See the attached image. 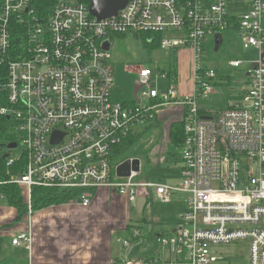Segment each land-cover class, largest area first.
<instances>
[{
	"label": "built area",
	"instance_id": "built-area-1",
	"mask_svg": "<svg viewBox=\"0 0 264 264\" xmlns=\"http://www.w3.org/2000/svg\"><path fill=\"white\" fill-rule=\"evenodd\" d=\"M15 28L21 31L15 34ZM226 32H235L243 49L258 57L251 62L240 99L204 116L198 98L214 93L211 82L218 75L201 70V64L209 48L215 49V35ZM128 35H157L160 50L168 52L192 50L193 94L181 98L176 87L158 92L152 84L155 73L142 67L138 81L146 105L141 100L133 106L115 102L112 48L108 52L104 44ZM15 36L24 43L21 48H14ZM0 50L2 62H8V80L0 86L7 106L0 114L14 120L18 147L24 144L20 156L10 154L8 166L25 162L23 172L0 185L23 191L29 215L34 213V188L69 192L83 207L101 189L131 203L145 198L146 208L152 207L149 202L170 204L182 194L189 197L180 216L183 223L156 239L168 258L127 256L106 264H214L212 245L238 241L250 244L249 264H264V0H128L106 19L93 16L90 5L67 2L41 19L30 0H0ZM242 64L237 60L230 66L240 69ZM173 105L186 110L179 186L142 180V166L130 177H118L124 162H116L117 150L137 135L139 124L155 122L158 110ZM141 235L134 230L133 241ZM31 243L26 232L12 241L17 248Z\"/></svg>",
	"mask_w": 264,
	"mask_h": 264
},
{
	"label": "rangeland",
	"instance_id": "rangeland-1",
	"mask_svg": "<svg viewBox=\"0 0 264 264\" xmlns=\"http://www.w3.org/2000/svg\"><path fill=\"white\" fill-rule=\"evenodd\" d=\"M144 41L145 38L136 35L112 39L110 57L115 81V99L128 103L134 100V84L139 80L136 67L138 69L139 67L148 68L155 73V79H153L152 84L153 88L160 93L172 87L188 91L194 86L192 53H188L189 51L185 53H179V51L168 52L160 49L150 51L146 48V42ZM211 43H213V40H211ZM186 49L188 50V48ZM257 57L258 55L255 51L243 49L241 41L235 32L224 33L223 44L220 49L215 52L214 47L211 46L205 53L201 64V70H214L218 75V78L211 82L215 90L214 93L208 98H198V107L201 112L214 114L235 104L244 93L247 72L251 62L257 59ZM237 60L243 62L240 69H234L230 66L232 61ZM174 65L178 66V82L176 84L170 78H162L161 73H169V69L174 67ZM145 91H148V88ZM142 93L143 91L140 92L139 99L142 102V106H145L146 100ZM154 125L147 122L139 124L135 129L137 135L146 134L143 138V142L146 145L145 153L140 159L142 166L141 179H147L148 177L152 181L164 184L175 182L170 180L177 177L178 169L182 165L181 150L173 148L171 142H169L167 124H161L159 127ZM23 148L24 144L21 143L20 148L18 147L16 150L10 151V154L14 157L20 156ZM134 151H136V148H132V152ZM21 196H23L22 190ZM123 199L122 203L119 202L120 200L118 201L116 196H112L109 199L108 207L111 216L124 217L127 213V221L134 228H138L142 235L137 240L139 243L134 245L135 241H133L132 236L127 230L125 231L124 228L115 230L112 242L118 255H128L130 258L139 259L144 256V253L155 249L151 236L153 227L156 232L161 230L165 233H170L171 227H177L183 223L180 217L182 214L180 212L181 209L177 207V203H173L174 199L170 204L159 202L151 204L149 202V205H152V207H147L144 210L142 209L141 200L131 203L127 202L126 199V201H123ZM23 200L25 203L24 196ZM75 206H78V204H75ZM183 206H185L184 203L181 204V207ZM76 209L79 210L78 208ZM34 213L37 216H41L40 214L38 215L40 212ZM44 213L50 215V217H69L73 214L76 216L81 212L62 209L55 214L49 211ZM103 213L104 208H101L98 215L100 216L99 220L93 222H102L104 220L102 219ZM45 220L43 222H46ZM152 220L154 225L151 223ZM74 224L68 222L61 223V220H59L54 230L50 228L53 225L51 223H45L44 229L47 235L53 234V231L56 233L71 232V228L67 230L66 227H72ZM46 239L49 243L55 241V239L53 240L49 236H46ZM122 240L132 242L134 246L131 249L124 248L119 242ZM160 251L166 252V250L162 249ZM211 252L215 256L214 264H249L250 262V244L247 241H238L229 245H212Z\"/></svg>",
	"mask_w": 264,
	"mask_h": 264
},
{
	"label": "crops",
	"instance_id": "crops-1",
	"mask_svg": "<svg viewBox=\"0 0 264 264\" xmlns=\"http://www.w3.org/2000/svg\"><path fill=\"white\" fill-rule=\"evenodd\" d=\"M179 53H192V60L194 58V54L192 50L186 48L178 50ZM172 52V51H170ZM178 70V66L174 65ZM140 68V67H139ZM137 72L138 68L136 67ZM178 73V72H177ZM168 74V73H167ZM194 82V79H193ZM196 88V84L194 82V86L191 87L190 90H181L179 89V96L181 98H185L191 96ZM113 100L118 103H123L126 105L133 106L136 102L135 98L132 102H123L121 100H117L114 97L113 92ZM204 116H208L211 114L210 112H202ZM186 114L185 108L182 106H167L157 111L156 120L153 122L154 126H161V124L168 125V138L170 140V130L173 124L182 122L184 115ZM183 168V163L178 169L177 177H174L170 181H175L171 183H167L170 185L179 186L182 179L181 169ZM180 180V181H179ZM179 181V182H177ZM166 184V183H165ZM112 196H116L118 201L122 203V199L125 198L116 194L115 192L109 189H101L95 192L91 198V204L88 207H83L78 201H72L64 205L53 206L41 211H38V215L33 213L32 215H28L24 217L21 221H18V211L9 206L5 200H0V264H106L114 259L125 258L128 255H118L114 248V244L112 242V238L115 236L114 231L118 229L124 228V230L128 231L132 236L134 230H139L138 228H134L131 223L127 221L128 214L124 217H113L111 216V212L109 210L108 204L109 199ZM119 196V197H118ZM188 196L182 194H176L174 196V202L177 203V207L181 209L180 212L185 213L188 209ZM128 201L127 198H125ZM123 199V201H126ZM142 203V209L146 208V199L139 198ZM137 200V201H138ZM136 203V202H135ZM184 203L185 206L181 207V204ZM78 204V206H75ZM108 207V208H107ZM78 208L79 210H77ZM104 208V213L102 222H93L95 220H99V212L100 209ZM72 210V212H81L76 216L71 215L69 217H54L44 213H56L60 210ZM42 213V214H41ZM46 219V220H45ZM46 222H43V221ZM61 220L65 223H75L72 227H66L67 230L71 232H63L56 233L53 231V234L47 235L44 224L51 223L53 224L50 228L54 230L56 223ZM69 220V221H68ZM152 225L153 220H152ZM152 228L151 236L152 240L155 244V249L150 250L149 252L144 253L143 257L139 259L131 260H140V259H163L168 258L167 252L161 251L159 254V247L157 245L156 239L163 235H169L176 231L177 227H171L170 233H165L164 231H153ZM29 233L31 235L32 243L30 246H24L22 248H17L12 245V241L21 233ZM46 236L51 237L55 241L48 242ZM139 241L134 242V245L138 244ZM133 245V244H132ZM133 245V246H134ZM159 251L157 252V250Z\"/></svg>",
	"mask_w": 264,
	"mask_h": 264
},
{
	"label": "trees",
	"instance_id": "trees-1",
	"mask_svg": "<svg viewBox=\"0 0 264 264\" xmlns=\"http://www.w3.org/2000/svg\"><path fill=\"white\" fill-rule=\"evenodd\" d=\"M92 0H30V8L36 14L37 17L44 19L48 18L53 8L61 2L76 3L90 5ZM21 31L19 28H15V34ZM152 38L153 43L148 44L146 42V48L150 51L159 50L160 38L157 35L144 37ZM14 48H21L23 42L20 37H14ZM2 52L0 50V86L4 85L8 80V62L1 59ZM175 67V66H174ZM178 70L176 68L169 69L170 77H178ZM7 106V95L3 90H0V110ZM204 114V113H202ZM146 134H140L131 136L124 144L117 150L116 162L122 163L130 159H141L145 153L146 145L143 142V138ZM185 124L184 122H178L172 125L170 132L171 145L175 149L182 150L185 142ZM18 133L17 126L12 118L3 116L0 114V181L8 182L13 176L23 172L25 168L24 160L20 159L13 166H8V161L3 159V156L9 154L8 146L13 143H17ZM132 148H136V151L132 152ZM148 178V177H147ZM3 199L6 203L15 208L18 211V221H21L24 217L28 216V209L24 203L23 196H21V189L13 184L0 185V200ZM74 200L73 194L57 189H44L34 188L33 190V212H38L53 206H60L72 202Z\"/></svg>",
	"mask_w": 264,
	"mask_h": 264
},
{
	"label": "water",
	"instance_id": "water-1",
	"mask_svg": "<svg viewBox=\"0 0 264 264\" xmlns=\"http://www.w3.org/2000/svg\"><path fill=\"white\" fill-rule=\"evenodd\" d=\"M128 0H92L90 3V13L97 17L98 19H106L113 16H116L119 11L125 8ZM215 39V49L217 52L221 45L223 44V36L220 33H217L214 37ZM106 51H110L112 44L107 41L104 44ZM142 90V85L139 81H136L134 84V98L136 102H140L139 92ZM209 119L208 117H204ZM60 138L55 137L54 142H58ZM18 148V143H13L8 146V150H16ZM10 157V153L3 156L4 160H7ZM141 170V161L140 159L127 160L117 169L118 177L127 178L131 176L132 172H140Z\"/></svg>",
	"mask_w": 264,
	"mask_h": 264
}]
</instances>
